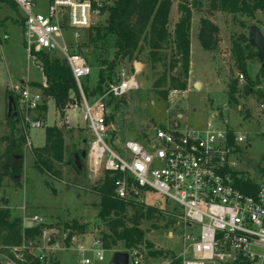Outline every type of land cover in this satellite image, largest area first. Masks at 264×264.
I'll return each instance as SVG.
<instances>
[{"label": "rangeland", "instance_id": "1", "mask_svg": "<svg viewBox=\"0 0 264 264\" xmlns=\"http://www.w3.org/2000/svg\"><path fill=\"white\" fill-rule=\"evenodd\" d=\"M178 5L179 0H171L167 25L171 36L180 17ZM188 5L192 18L186 92L171 91L167 100L156 93L152 84L157 79L178 77L182 71L176 64L178 56L171 45L158 52L161 61L154 62L149 56L147 40L142 39L133 56L119 59L113 69L117 71L123 68L134 75L138 89L128 92L121 99L107 102L110 122L116 136L124 143L145 134L150 135L155 128L171 130L173 122L179 124V130L201 129L211 120L212 110L217 111L224 124L236 135L246 136L247 143L238 147V151L248 169L246 177L255 183L260 180L259 174H264V146L254 135L258 131V122L262 120L258 103L264 101V78L260 73L261 63L257 58L250 57L245 62L246 76L243 75L242 80H239L238 76L242 73L235 66L232 43L239 44L242 48L245 41L249 44V30L253 26L259 29L264 26V13L257 12L253 17H248L212 11L210 0H188ZM201 19H207L219 29L217 47L211 52L202 50L198 41ZM91 20L98 28L91 31L88 43L90 47H87L85 57L92 70L91 75L82 80L88 91L96 88L98 70L102 65L107 67L111 63L115 52V37L105 29L107 18ZM21 22V11L11 3H0V209L8 212L9 221H19L21 233L26 229L23 217L29 220L37 216L45 222L46 227L56 231V240L62 248L82 242L80 235H85L91 241L99 239L105 250L104 261L98 262L88 253L85 257L91 260V264H109L113 253H127L130 249L140 253L141 264H182L181 237L184 229L179 225L176 216L178 211L157 195L146 194L144 203H137L143 207L128 206L122 216L125 226H137L144 232L139 244L127 250L122 241L108 236L107 224L98 219L100 198L96 192L102 186L105 175L100 172L97 176H92L87 159L79 162L80 170L76 169L72 161L73 154L87 151L91 141L90 132L81 113L68 114L69 125L64 116L66 113L56 110L51 101L46 102L48 99L41 91L45 83L44 75L27 58ZM96 34L98 35L95 37ZM248 52L252 56L256 54L253 48ZM21 80L28 82L31 89L41 92L44 97L45 112L34 114L44 119L40 128L26 130L21 124L12 128L6 124L7 97L11 95L15 99L11 87ZM248 80L253 86V93L246 96L244 87ZM195 83L200 84L198 89H195ZM228 86L236 89V103L228 101ZM77 94L72 93L74 97ZM221 123L222 121L218 122L220 126ZM47 128H57L63 141L62 162L51 161L53 175H58V180L40 174L34 168L35 158L32 154L35 149L44 146ZM7 139L14 140V145L22 155L21 168L17 170L6 166ZM105 141L115 153L121 152L108 140ZM27 142L31 144L29 147L26 146ZM37 153L44 161L50 158L47 152ZM14 177L18 179L14 180ZM24 206L26 210L22 209ZM73 223L83 226L81 234L67 229ZM74 237L76 240L72 242ZM53 257L51 264H82L81 257L73 252L57 251Z\"/></svg>", "mask_w": 264, "mask_h": 264}, {"label": "built area", "instance_id": "2", "mask_svg": "<svg viewBox=\"0 0 264 264\" xmlns=\"http://www.w3.org/2000/svg\"><path fill=\"white\" fill-rule=\"evenodd\" d=\"M7 1L22 13L23 44L33 66L44 75L41 57L66 61L78 94L74 97L71 93L63 111L81 113L87 125L91 135L86 151L90 174L97 176L101 172L113 178V196L117 200L144 203V196L152 194L174 206L184 229L182 264H264V174H259L260 180L253 183L257 187L254 195L236 186L237 182L250 181L238 151L247 143L245 135H236L213 111L211 120L201 129L179 130V124L173 122L171 130L155 128L150 135L122 143L110 122L107 102L138 89L136 77L121 68L113 72L100 92L84 94L82 80L92 71L86 51L91 31L98 28L91 19L107 18L119 0ZM259 30L264 35V26ZM238 78L241 81L243 77ZM42 86L47 88L46 80ZM11 90L19 124L26 130L40 128L43 120L34 114L42 113L41 92L22 80ZM258 108L262 120L254 135L264 146V101L258 103ZM105 140L121 152L115 153ZM24 225L39 228L38 235L23 238L19 246H0V264H25L28 257L39 264H51L55 252L71 251L72 246L60 247L56 231L47 228L37 216ZM82 238L73 250L81 257L80 262L91 263L85 257L88 253L103 262L102 242ZM74 240L75 237L71 239ZM127 254L128 264H141L137 250L130 249Z\"/></svg>", "mask_w": 264, "mask_h": 264}, {"label": "trees", "instance_id": "3", "mask_svg": "<svg viewBox=\"0 0 264 264\" xmlns=\"http://www.w3.org/2000/svg\"><path fill=\"white\" fill-rule=\"evenodd\" d=\"M9 2L0 0V3ZM188 0H179L178 11L179 19L175 26L173 35L168 32L167 25L169 22V11L171 0H119L116 5L109 10L106 20L105 29L109 34L115 37V52L114 59L109 65H102L98 70V83L93 91H88L83 87L84 94L87 96L94 95L102 90V85L106 81H110L113 74V69L119 59L132 57L136 52L140 41L147 40L149 56L154 62L161 61L162 52L168 48V45L174 48L178 59L176 64L180 67L181 76H170L169 78H159L153 84L152 88L163 99L167 100V96L171 91L184 92L187 87L188 66L190 57L189 31L191 9L188 8ZM212 11L222 12L226 14H241L248 17H253L255 13H264V0H210ZM98 34L95 35V37ZM219 29L209 22L207 19L199 21L198 41L202 50L211 52L215 50L218 44ZM97 39V38H96ZM1 44V39H0ZM244 48L239 44L232 43L233 55L235 58V66L246 76V60L250 57L248 50L251 49L247 42H244ZM246 52H248L246 54ZM41 62L44 70V78L47 88L41 89L42 94L47 99H51L56 110L63 111L69 102L71 93H76L77 88L73 77L67 67H63L60 62L50 61L47 58L41 57ZM105 64V63H102ZM261 76L264 78V66L260 69ZM245 95L253 93V86L248 80L244 87ZM236 89L228 86L227 96L230 103H236L234 95ZM262 97V95L260 94ZM15 103L16 100L14 99ZM47 102V101H46ZM45 112V105L41 108ZM18 120V117H16ZM8 127H13L19 124L14 120L6 118ZM231 140V134H230ZM7 151L5 153L6 166L12 169L21 168L22 155L19 149L14 145V140H8ZM37 152H47L49 159L44 161L39 158ZM81 152V151H80ZM77 153L78 155L80 154ZM32 156L34 159V168L40 174L59 179L58 175H53V165L51 161L61 163L63 160V141L61 133L57 128H47L45 130V144L42 148L35 149ZM18 177H14V180ZM113 178L105 175L102 186L96 191L100 198L98 219L107 224L108 236H113L118 241L124 243V247L128 250L133 245L139 244L144 236V232L137 226L127 227L123 223V215L126 207L141 206L134 202H124L117 200L113 196ZM237 188L245 193L254 195L257 187L252 182L240 181L237 182ZM19 221H9V214L6 210L0 209V246L14 247L19 246L24 239H32L39 233V228H26L22 233L19 229ZM71 231L79 234L83 232V226H78L73 223L71 227H67ZM70 236V235H69ZM25 264H39L35 259L28 257Z\"/></svg>", "mask_w": 264, "mask_h": 264}, {"label": "water", "instance_id": "4", "mask_svg": "<svg viewBox=\"0 0 264 264\" xmlns=\"http://www.w3.org/2000/svg\"><path fill=\"white\" fill-rule=\"evenodd\" d=\"M249 45L251 48L255 49L256 51V58L261 63V66L263 67L264 64V35L260 32L259 28L253 26L249 30ZM61 65L63 67H66V61L63 60L61 62ZM195 89H198L200 87L199 83H195ZM17 113H16V107H15V101L14 98L9 95L7 97V114L6 118L9 120H14L15 123L18 122L16 119ZM86 159V150H82L80 154L77 153L73 154L72 161L76 169L80 170V161ZM109 264H128V254L126 252H115L112 255V258L110 260Z\"/></svg>", "mask_w": 264, "mask_h": 264}, {"label": "crops", "instance_id": "5", "mask_svg": "<svg viewBox=\"0 0 264 264\" xmlns=\"http://www.w3.org/2000/svg\"><path fill=\"white\" fill-rule=\"evenodd\" d=\"M189 89V88H188ZM188 91V90H187ZM184 92H186V91H184ZM184 92H181V93H184ZM75 95V94H74ZM77 96V95H76ZM49 101H51L52 103H53V101L51 100V99H48L47 100V103L49 102ZM54 104V103H53ZM212 112H213V110H212ZM211 112V113H212ZM71 112H66V115L64 114V116H65V118H67V123L69 124V120H68V114H70ZM180 118V117H179ZM42 120L44 121V119L42 118ZM70 125V124H69ZM42 148V147H41ZM23 210H26V207L24 206L23 208H22ZM25 220H24V223L28 220L25 216L23 217ZM82 236H85V235H81V236H79V237H82ZM76 240V239H75ZM72 246V248H71V251H69V252H73V253H75L73 250H74V246L75 245H71ZM60 259V258H59ZM62 259V258H61ZM59 263H60V261H59ZM91 264V263H90Z\"/></svg>", "mask_w": 264, "mask_h": 264}]
</instances>
